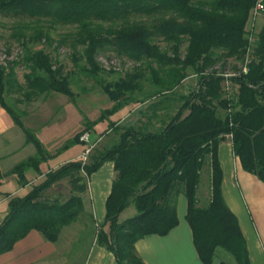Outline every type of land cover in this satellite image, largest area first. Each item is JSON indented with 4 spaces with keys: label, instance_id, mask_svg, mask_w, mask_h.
I'll return each mask as SVG.
<instances>
[{
    "label": "trees",
    "instance_id": "obj_1",
    "mask_svg": "<svg viewBox=\"0 0 264 264\" xmlns=\"http://www.w3.org/2000/svg\"><path fill=\"white\" fill-rule=\"evenodd\" d=\"M256 1L0 0V13L4 15L44 18L52 25L75 24L84 33V63L79 71L86 76L95 77L104 71L97 59L114 45L118 53L131 59L147 57L155 62V66H150V78L157 86L165 87L158 94L171 91L187 76L188 70L198 76L197 88L180 96L179 106L161 128L149 130L146 124L123 128L118 141L89 162L81 159L66 162L45 173L44 179L25 195L10 197L7 214L0 223V254L11 250L30 230L40 232L48 241H56L61 228L83 210L80 194L86 189V178L105 161H112L115 177L96 240L112 252L117 264H145L136 252L135 242L149 234L166 235L178 224L179 194L186 199L185 219L202 263L228 264L214 259L217 248H221L232 255L234 264H250L238 218L223 196L218 147L229 137L242 169L264 182V22L251 47L247 72L229 78L237 85L234 98L223 97L224 77L208 69L222 57L242 59L246 55L249 45L246 23ZM98 22H121V25L109 29L110 36H102L91 29ZM159 36L173 43L170 50L162 51L153 42ZM19 37L23 40L22 64L28 68L25 84L17 82L13 67L0 64V107L22 129L26 142L36 149L33 156L9 171L23 185L28 170L42 173L40 164L50 154L35 132L24 125L23 112H17L6 102L5 92L21 91L25 100L55 92L66 95L71 102L74 93L69 76L54 65L52 56L42 48H29L23 34ZM34 38L50 41L41 31L34 33ZM184 39L187 43L181 53ZM162 67H168L165 80L160 76ZM138 72L125 74L114 84L99 82L114 101L101 116L117 113L130 101L125 93L141 89L140 83L136 86ZM160 104L157 100L152 105L153 115ZM96 123L86 122L83 131L91 130ZM79 136L63 148L82 143ZM206 166L209 193L201 199L197 188ZM64 178L68 179L71 191L66 199L46 195ZM129 205L134 206L136 213L119 221L120 213Z\"/></svg>",
    "mask_w": 264,
    "mask_h": 264
},
{
    "label": "rangeland",
    "instance_id": "obj_2",
    "mask_svg": "<svg viewBox=\"0 0 264 264\" xmlns=\"http://www.w3.org/2000/svg\"><path fill=\"white\" fill-rule=\"evenodd\" d=\"M195 2L204 0H193ZM145 18H136L135 20H143ZM247 20L246 25L248 24ZM264 22V15L258 16L256 19L255 29L258 33L260 27ZM96 24V25H95ZM92 25L91 29L95 32L101 33L102 36H110L109 29L118 28L121 22H98ZM41 31L49 36L50 41H38L34 38V33ZM23 34L28 42V47L32 49L42 48L52 56L55 66H60L62 72L69 76L70 89L74 93V101L70 104L78 112L80 118V132L75 136L80 135L84 130L86 122L96 121V125L89 130L91 133L93 148L88 155L85 163L90 161V158L95 156L98 152L111 147L119 139V134L123 128L129 126L147 125V129L156 130L168 120V117L176 111L180 104V96L194 91L198 86V76L191 70L187 71V76L171 91H165L158 94L157 92L164 91L165 87L157 86L150 78V66H155L151 59L143 57L140 60L131 59L125 54L117 52V45L109 47L107 51L102 52L97 61L104 70L103 72L94 76H86L79 71V66L84 63L82 51L84 44V33L75 24H57L52 25L44 18H30L27 16H12L0 13V64L4 67H13L15 77L18 83L24 85V75L28 72V68L22 64V50L23 40L19 37ZM153 42L158 44L162 51L170 50L172 42L165 41L161 36L154 37ZM187 41L183 40L180 51L185 50ZM217 51V50H216ZM252 55V53L250 52ZM245 55V54H244ZM243 55V57H244ZM242 59L235 57L221 58L217 63L208 70L214 69L218 74L224 77L222 81L223 97L232 99L237 92V85L229 78L231 74L240 70ZM113 60V61H111ZM118 62L120 69L112 68V62ZM243 61V62H242ZM139 69V70H138ZM139 71L136 80V86H141L133 92H127L125 95L129 97V103L122 107L117 113L109 116H101L103 111L109 110L114 101L102 90L100 81L103 83H115L124 78L125 74L136 73ZM168 67H162L160 76L165 80ZM6 102L14 109L26 114H39V118H51L54 112L57 111L63 104L64 100L69 101L66 95L60 93H47L33 96L30 100H25L21 91L13 90L6 91L4 94ZM159 100L161 104L157 109V114L153 115L152 105ZM69 105V104H68ZM74 109V111H75ZM221 108L218 111L221 112ZM70 107L65 104L59 110L55 117L67 116V120L71 118L74 120L76 115L72 113L69 115ZM123 112V113H122ZM53 117V119H55ZM46 118V119H48ZM42 119H38L41 122ZM26 125H28L25 122ZM55 134V133H54ZM229 138V137H227ZM63 146L67 143L66 139L61 141ZM69 142V141H68ZM60 146V147H62ZM69 150H81L84 147L78 144L71 145ZM79 160V159H78ZM82 161V160H81ZM83 162V161H82ZM251 181L244 179L243 175H239V191L243 198L248 212L251 214L256 222L261 223L255 225L261 235H264V182L260 181L255 175L250 174ZM253 178V179H252ZM209 174L207 166L203 168L200 176L197 196L204 199L209 193ZM70 185L68 179L64 178L55 185H53L46 195L49 197H59L66 199L70 194ZM133 213V214H132ZM136 210L133 205H129L119 216V221L134 215ZM82 214V213H81ZM78 216L76 222H82L85 217ZM76 224V223H74ZM73 224V225H74ZM215 260H224L228 264H234V258L228 252L221 248H217L215 253Z\"/></svg>",
    "mask_w": 264,
    "mask_h": 264
},
{
    "label": "crops",
    "instance_id": "obj_3",
    "mask_svg": "<svg viewBox=\"0 0 264 264\" xmlns=\"http://www.w3.org/2000/svg\"><path fill=\"white\" fill-rule=\"evenodd\" d=\"M65 104L70 107L69 115H76L74 120H67V116L55 117ZM62 106L51 118H39V114L29 115L23 112L24 125L35 132L50 154V157L40 164L42 173L36 174L28 170L27 181L23 185L19 184L17 176L9 171L19 162L33 156L36 149L32 143L26 142L22 129L14 124L9 114L0 107V223L7 214L10 197L25 195L32 186L44 179L48 171L66 162L80 159L84 148L69 150L72 144L65 149L61 145L63 139L67 142L72 140L80 132L81 126L73 103L71 105L70 100H64ZM38 119H42L41 122H38ZM76 144L84 147L83 143ZM218 155L223 170V196L238 218L246 239L250 264H264V235L255 228L256 224L261 228V223L251 217L239 191V175L251 182L252 176L242 169L238 158L232 152L229 138L220 143ZM114 177L113 162L102 163L86 178V189L80 194L83 203L80 217H85L82 222H76L77 217L62 227L54 242L45 239L40 232L30 230L11 250L0 254V264H117L112 252L99 245L96 240L97 230L104 222L105 201ZM176 212L178 224L166 235L149 234L135 242L136 252L145 264H204L198 257L191 229L185 219L186 199L183 194L177 197ZM105 229L107 230V227ZM216 263L214 261L211 264Z\"/></svg>",
    "mask_w": 264,
    "mask_h": 264
},
{
    "label": "built area",
    "instance_id": "obj_4",
    "mask_svg": "<svg viewBox=\"0 0 264 264\" xmlns=\"http://www.w3.org/2000/svg\"><path fill=\"white\" fill-rule=\"evenodd\" d=\"M264 15V0H257L256 3L254 4L253 8L250 11V17H249V22L246 26V30L248 32L247 38H248V48H247V52L244 58V62L241 64L240 70L237 71L236 73L231 74V76H235L238 73H246L247 72V66L251 60V47L254 44L255 40H256V34L257 31L255 29V25H256V19L258 16ZM113 61V60H111ZM118 62H112V66L113 68H118L119 64H117ZM79 140L80 142H82L84 144V149L82 151V154L80 156V159L85 162L88 158L89 153L91 152L92 148H93V141H92V137H91V133L89 130H85L83 131L80 136H79Z\"/></svg>",
    "mask_w": 264,
    "mask_h": 264
}]
</instances>
